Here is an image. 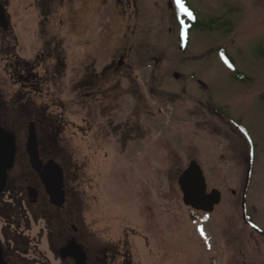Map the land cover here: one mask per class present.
Wrapping results in <instances>:
<instances>
[{"label":"rangeland","instance_id":"rangeland-1","mask_svg":"<svg viewBox=\"0 0 264 264\" xmlns=\"http://www.w3.org/2000/svg\"><path fill=\"white\" fill-rule=\"evenodd\" d=\"M185 1L188 30L170 0H10L14 53L45 50L46 81L18 107L0 54V114L5 105L17 144L36 116L55 127L100 243L135 247L137 264H264V0ZM122 57L135 85L121 79L98 105L75 91L81 66L100 72ZM123 121L136 125L125 139ZM191 160L221 193L195 221L178 185Z\"/></svg>","mask_w":264,"mask_h":264},{"label":"flooded vegetation","instance_id":"flooded-vegetation-1","mask_svg":"<svg viewBox=\"0 0 264 264\" xmlns=\"http://www.w3.org/2000/svg\"><path fill=\"white\" fill-rule=\"evenodd\" d=\"M9 9L10 0H0V10L4 12L3 19L0 15V54L5 56L2 60L8 78L5 87L9 98L11 96L9 100H16L20 107L22 103L30 102L29 91L37 93L39 84L46 81L45 78L40 79L38 70L43 60L46 63L47 57L45 50L38 51L33 59L14 53ZM42 42L47 46L44 40ZM51 59V71L54 69L57 73L62 62L57 57L51 56ZM81 67L75 73V91L87 88V97L92 98V104H101L96 97H105L107 89H120L121 79H127L130 86L136 84V78H128L130 68L128 63H124V57L117 66L104 67L100 72L96 71L94 65ZM44 72L47 76V71ZM10 81L14 82L13 87L20 84L18 88L25 93L20 90V95L16 92L12 94ZM6 109L5 105L2 106L3 113L0 114L1 263L137 264V252L140 251L135 247L133 252L131 247H109L95 237L93 219L83 212L80 167L78 163L64 159V151L53 135L55 127L50 122L46 124L42 116H36L28 121V132L18 146V137L10 129V115ZM93 113L84 118L90 133L93 131ZM124 122L116 132L125 139L131 137L133 128L136 131V125L128 128ZM78 127L85 130L83 126ZM31 128L36 133L39 163L33 161L27 146ZM46 172L53 177L50 183L55 186L56 196L52 195L44 179Z\"/></svg>","mask_w":264,"mask_h":264},{"label":"water","instance_id":"water-1","mask_svg":"<svg viewBox=\"0 0 264 264\" xmlns=\"http://www.w3.org/2000/svg\"><path fill=\"white\" fill-rule=\"evenodd\" d=\"M169 6L171 7V3H169ZM0 15L3 19L4 12L2 10H0ZM181 44H183V41ZM27 146L33 161L39 163L36 133L33 128L30 129ZM44 179L52 195L56 196L55 186L50 183L53 177L46 172ZM59 182L61 183V181ZM178 185L183 195V202L192 209L190 215L193 221L197 219L196 211L210 214L221 201L220 191L212 189L208 192L204 172L196 160H191L187 168L182 171L178 178ZM204 242L207 243V239H204ZM0 264H2L1 261Z\"/></svg>","mask_w":264,"mask_h":264},{"label":"trees","instance_id":"trees-1","mask_svg":"<svg viewBox=\"0 0 264 264\" xmlns=\"http://www.w3.org/2000/svg\"><path fill=\"white\" fill-rule=\"evenodd\" d=\"M173 1V0H172ZM173 3H174V7H175V9H176V11H177V13H178V15H179V18H180V20H187V18H190V17H188L186 14H189L186 10L187 9H185L183 6H182V4L180 3V2H176V4H175V2L173 1ZM187 3V2H186ZM185 4V3H184ZM190 10H191V14H189L190 16H192V12H193V10L191 9V8H189ZM194 19H196V17H195V14H194V12H193V16H192ZM195 22H196V20H195ZM195 24L193 23L192 24V26H194ZM224 52V54H225V56H228L227 55V53H225V51H223ZM228 60H230V58H228ZM232 60V59H231ZM238 77L240 78V77H242V75H238Z\"/></svg>","mask_w":264,"mask_h":264}]
</instances>
